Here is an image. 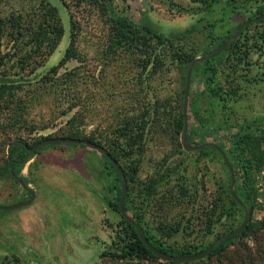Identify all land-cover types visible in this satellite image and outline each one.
I'll return each mask as SVG.
<instances>
[{"label":"rangeland","instance_id":"obj_1","mask_svg":"<svg viewBox=\"0 0 264 264\" xmlns=\"http://www.w3.org/2000/svg\"><path fill=\"white\" fill-rule=\"evenodd\" d=\"M262 5L264 0H219L211 5L204 0H113L105 13L94 0H0V17L7 24L19 21L29 31L16 44L8 35L0 37V54L30 48L32 30L41 21L50 22L53 11L64 27L46 60L32 62L23 71L11 61L0 66L15 86L16 103L24 102L23 111L0 105V205L29 197L4 171L5 137L12 140L18 131V140L32 143L40 135L58 136L78 111L83 120L79 128L110 151L116 127L128 121L137 133L134 143L114 152L125 172L127 212L140 219L153 239L173 250L196 251L240 224L244 213L235 206V218L222 217L206 233L205 214L215 203H228L224 187L229 171L218 153L182 146L177 123L188 67L178 55L203 56L213 48V37L234 34ZM112 16L126 17L142 33L148 24L168 38L159 44L148 36L153 52L161 57L155 68L152 61L146 63L143 48H114L108 21ZM263 29L264 22L249 23L237 36L238 46L212 61L214 82L222 87L219 96L206 89L200 74L204 66L191 73L187 114L195 145L213 141L229 151L241 126L264 135ZM71 42L77 58L53 74L51 68ZM33 68L45 78L35 81ZM71 96L76 99L71 101ZM21 174L29 179L36 198L22 208L0 210V264H169L157 258L116 260L102 254L112 250L117 231L126 226L105 201L114 198L110 187L117 191L120 182L97 151L53 144L27 161ZM242 181L238 173L236 186ZM254 188L249 222L252 228H264V169L255 172ZM242 239L255 244L250 231Z\"/></svg>","mask_w":264,"mask_h":264},{"label":"trees","instance_id":"obj_2","mask_svg":"<svg viewBox=\"0 0 264 264\" xmlns=\"http://www.w3.org/2000/svg\"><path fill=\"white\" fill-rule=\"evenodd\" d=\"M94 1L96 2V4H98V7L105 13L111 9V5L113 2V0H94ZM204 1H208L209 5H211L213 3L218 2L219 0H204ZM257 13H258L257 15L264 13V5L258 8ZM53 15H55V11H53L52 13V18H50V22L48 21L45 22L44 20L39 22L37 26L34 27V29L31 32L32 46H30V48L23 50L22 48L17 47L15 48L16 49L15 52L7 51L4 52L3 54H0V66L7 64L11 61L12 63H15V65H17L21 71H23L26 65H29L32 62L37 63V61L41 62L43 60H46L56 49L64 33L63 25L60 23L59 19H55V16ZM108 21L110 24V34H111L110 41L115 44L114 48H118V49L123 48L125 50H131V49L138 50L143 48L148 56V60L146 61V63H150L152 61V63L154 64L153 67L154 68L156 67L155 61L161 59L160 53L153 52L152 46L150 44L151 38H148V36L157 38L159 44H163L164 41L168 39L165 35L161 33H157L148 24H144L143 28L145 32L142 33L126 17H122V16H112L111 18L108 19ZM257 21L264 22V18ZM189 31H191V29ZM28 32H29L28 30H24V26H22L21 22L16 21L13 22L12 24H7L4 21V19L0 17V37L4 35L5 36L8 35L9 38L13 40V43L16 44V41L24 37L25 34H28ZM263 33H264V29H263ZM232 34L233 33H230L216 38L213 37L215 41L213 48L205 51L203 55H208L213 51H215L216 48L222 42L230 38ZM239 40H240V36L234 40L231 39L228 46L225 47L224 50L221 53H219L216 57L197 62L193 66L192 69L193 74L197 71L200 65L204 66L200 74L204 78L203 81L206 85V89L213 96H219L222 92V87L214 82L215 69L212 67V61L218 59V57H222L227 50L234 49L235 47H237ZM178 56L181 62L187 63L186 68L188 67L189 63L194 59L184 55L182 56L178 55ZM71 58H77L76 51L73 48V42H71L70 45L66 48L65 53L63 57L60 59L59 63L51 68L52 73L56 74L58 72L57 69L61 65L65 64V62ZM33 69L34 71L36 70V68ZM34 71H31V73L33 72L32 75L34 78H36L35 81L45 78L43 72H37V71L34 72ZM5 73L0 72V105L2 103L7 107H11L13 105L16 106L15 107L16 109L23 111L24 105L22 103L24 102L16 103V99H14L15 96L12 94L13 93L12 88L15 86H13L10 83L12 80L9 77H6ZM8 93H9V98H7ZM74 99H76V96L70 97L71 101H73ZM74 105L75 102L70 103L68 106V110H71ZM15 108H12L13 111L15 110ZM189 117L190 114H188V118ZM82 121H83L82 118L79 119L78 111H76L73 113V115L70 118L67 119L66 124L68 128L66 130L61 129L60 135L58 136L40 135L39 139L35 140L32 143H27L26 141L24 142L28 146H32L40 140L50 137H61V136L79 138L87 141L96 142L93 141L92 137L86 136L84 134L83 132L84 129L82 127L79 128L80 127L79 123H81ZM190 124L191 123L189 122V125ZM129 125H130L129 122L125 121V124L116 127L113 131L115 132L116 136L112 140L111 144L114 146L113 149L117 152L118 150H123L126 147L130 146L132 143H134L136 139L137 133H134V129L129 128ZM46 127L47 126H43L42 128H36V130L44 129ZM32 129L33 128H29L30 133L34 131ZM177 130L179 133H182L183 130L182 111L180 114V120L177 123ZM14 135L16 137L12 138L13 141L22 139L18 131H15ZM5 139L6 140L4 141H6L5 145L7 147L8 143L12 140L10 138V135L6 136ZM192 139L193 136L191 134L190 126H189L187 131V142L192 145L198 144V143H194ZM263 143H264V135L262 133L252 134V132L248 130L247 126H241L240 129L235 134H233L232 147L229 149V151L224 150L222 144L216 143L224 150V152L228 157L231 168L235 175V185H234L235 193L242 201V203L246 206V208L248 207L253 208L254 205V192H253L255 189L254 174L255 172L260 171L261 169H264ZM48 146H52V145H48ZM45 147H41L38 150L29 153L26 150V148L22 145L11 146L10 161L13 164L14 174H12L10 171V162L7 159V157L5 159L4 171L10 178L14 179L17 183L19 182L16 180L14 175L21 177L23 181L26 184H28L29 179L23 176L21 174V171L24 168L27 161H29L35 154L40 152ZM114 150L113 151L109 150V152L119 162L118 156L114 152ZM207 150H212L218 153L214 148L210 146H206L202 148L200 152H205ZM103 158L107 166L110 167L111 170L114 172L116 181L120 182V177L118 176L117 171L115 170L112 163L109 160H107V158H105L104 156ZM121 167L123 169L122 165ZM238 173H241V176L243 178L241 186H236ZM227 180L228 181L224 187V192H226V195L228 197L227 200L228 203L226 205L225 204L218 205V203L217 204L215 203L211 207L210 211L205 214L206 218L204 222L206 227V233H210L212 230V226L216 223L217 220H220L222 217L228 216L230 218H235L236 216L235 206H237L243 211L244 213L243 220L245 218L246 210L234 200V198L231 196L229 192L230 172H228ZM155 182L150 185V190H152L153 187L155 186ZM110 194L113 195L114 198L105 199V201L110 207L118 211L119 199L121 195V183H120V188L117 191H114L113 188L110 187ZM124 209L126 211L129 210V202L127 197L125 198L124 201ZM131 215L134 217V219L137 222L141 224L140 219L137 218L136 215H134L133 213H131ZM121 218L126 228H120L117 231L115 239L111 242L112 250L104 251L102 254L109 255L111 259H116V260H150L153 258L159 259L141 241L137 229L134 226H132L127 220H125L122 216ZM240 224H238L234 228L230 227L229 228L230 230L225 232L224 234L236 229L238 226H240ZM253 225L254 223L249 222L241 233L226 240H222V239L219 240L214 246L213 250L207 256L195 260L194 262L205 261V262H210V264H264V230L262 232L260 231V229H264V228H252ZM248 231H250L253 235V240L255 241L254 246H250L247 242H244L242 239L244 236L247 235ZM143 232L145 233V236L153 246L172 255H190V254L198 253L204 250L205 248H207L212 242H214L217 238L223 235L222 234L217 236L211 243H209L203 249L190 251V250H173L170 248H166L161 241L153 239L151 235L148 233V231L145 230L144 228H143ZM192 262L193 261L185 262V263H192ZM168 263L181 264L182 262L170 261Z\"/></svg>","mask_w":264,"mask_h":264},{"label":"water","instance_id":"obj_3","mask_svg":"<svg viewBox=\"0 0 264 264\" xmlns=\"http://www.w3.org/2000/svg\"><path fill=\"white\" fill-rule=\"evenodd\" d=\"M264 18V13L254 16L252 18H249L245 21H243L236 29L235 33L232 34V36L229 38V40L231 39H235L240 32L242 31V29L248 25L251 22L260 20ZM224 41L222 42L219 47H217V49L208 54V55H203V56H199V57H195L190 63L189 66L187 68L186 71V76H185V84H184V94H183V105H182V116H183V130H182V146L185 150L187 151H192V150H200L206 146H210L212 148H214L222 157L226 167L228 168L229 172H230V184H229V192L231 194V196L234 198V200L240 204L246 211H245V218L243 220V222L240 224V226H238L236 229L223 234L222 236H220L219 238H217L214 242H212L207 248H205L204 250L198 252V253H194V254H190V255H172V254H168L158 248H156L155 246H153L151 244V242L147 239V237L145 236V233L143 232V228L141 226V224L139 222H137L134 217L129 214L125 209H124V201L126 198V193H127V185H126V178L124 175V171L121 167V165L119 164V162L112 156V154L109 152V150L103 146L100 145L96 142H92V141H87V140H83V139H79V138H72V137H50V138H46L43 140L38 141L37 143H35L32 146H28L24 141L22 140H16V141H11L8 143L7 145V159L10 162V171L12 174L13 173V164L10 161L11 157H10V149L11 146H17V145H22L26 148V150L29 153H32L36 150H38L41 147H45L48 145H53V144H73V145H84L85 147L95 150L98 153H100L101 155H103L105 158H107V160H109L112 165L114 166L115 170L117 171L118 176L120 177V183H121V195H120V199H119V206H118V211L120 213V215L127 220L132 226H134L137 229L139 238L141 239V241L145 244V246L159 259H162L164 261L170 262V261H174V262H190V261H195L201 258H204L205 256H207L214 248V246L216 245V243L219 240H226L229 239L233 236H236L237 234L241 233L245 227L247 226V224L249 223L250 219H251V214H252V208L248 207L246 208V206L242 203V201L239 199V197L236 195L235 190H234V185H235V175L234 172L231 168L230 162L228 160V157L226 155V153L224 152V150L215 142L213 141H207V142H203L199 145H192L189 144L187 142V131H188V114H187V105H188V91H189V85H190V78H191V73H192V68L193 66L200 61L209 59V58H214L216 57L219 53H221L225 47H227L228 42ZM16 180L19 182L20 186L27 190L29 192V197L26 200L23 201H19L17 203H13V204H9V205H0V210L3 211H10V210H16L19 208H22L24 206L30 205L36 198V193L35 191L30 188L28 186V184H26L23 179L19 176L14 175Z\"/></svg>","mask_w":264,"mask_h":264},{"label":"flooded vegetation","instance_id":"obj_4","mask_svg":"<svg viewBox=\"0 0 264 264\" xmlns=\"http://www.w3.org/2000/svg\"><path fill=\"white\" fill-rule=\"evenodd\" d=\"M27 191V190H26ZM27 193H29L28 191H27Z\"/></svg>","mask_w":264,"mask_h":264}]
</instances>
